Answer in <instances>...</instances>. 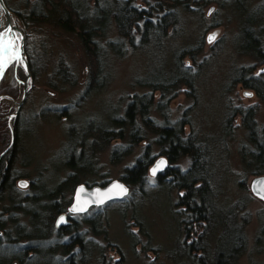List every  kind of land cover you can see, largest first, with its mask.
<instances>
[{
	"label": "rangeland",
	"instance_id": "rangeland-1",
	"mask_svg": "<svg viewBox=\"0 0 264 264\" xmlns=\"http://www.w3.org/2000/svg\"><path fill=\"white\" fill-rule=\"evenodd\" d=\"M244 1V9L238 4L240 0H210L205 6L201 1L190 0L188 6L175 7V27L170 28L162 40L152 39L138 45V37L134 42L136 47L126 44L124 55L107 53L106 82L94 91L88 87L89 58L79 37L51 23L32 24L21 19L18 11L24 9L22 0H6L25 36L28 70L15 61L0 82V156L10 148L15 135L19 153L12 158L11 174L19 175L13 186L21 198H33L37 192L34 184L24 189L18 187L19 179L30 183L36 180L52 189L68 175L76 173L66 163L73 153L78 164H86V171L76 173L77 182L59 198V206L65 205V211L72 204L77 185H104L102 183L121 180L126 168L136 162L149 144L154 164L161 157L167 159L161 155L152 134L118 160L113 159L112 151L121 141L87 147L84 159L79 160L77 155L81 151L84 130L89 125L106 126L111 118L121 116L135 94L150 92L149 88L141 86L177 74L178 51L192 48L195 58L183 54L182 60L195 73L194 93L187 86H181L169 103V118L171 123H186L183 125L185 134L195 132L208 144L214 186L211 202L215 204L211 225L195 222V216L181 202L186 191L162 185L158 181L160 170L154 174L150 167L145 184H128V196L91 208L85 217H77L78 228L73 233L54 232L49 241H39V252L27 263L14 258L6 264H188L184 254H188L189 246L195 245L196 249L189 255L195 254L197 258L208 257L205 249H197L203 247L209 249V254H215L218 249L230 246L234 254L241 245L237 244L240 237L244 245L235 264H264V200L252 191L253 181L264 174H254L255 165H249L251 157L247 152L254 150L255 144L241 116L232 121L228 118L236 110L253 107L256 136L264 138V101L255 89L235 81L243 69V79L253 75L264 82V65L242 50L247 41L242 30L258 6L264 10V0ZM157 3L158 0H134V4L145 11H151ZM259 19L264 27V16ZM213 34L215 39L209 42ZM262 35L264 38V30ZM117 39L119 36L113 29L104 40ZM62 65L71 72L74 82L56 73ZM247 68H252V72ZM246 91L252 92V96L245 95ZM23 96L17 117L10 120L9 117L17 113ZM159 98L157 92L155 103ZM151 116L162 120L156 109ZM19 119L22 130L18 123L15 125ZM14 148L11 147L0 162L5 161ZM168 164L186 170L190 158ZM37 190L41 193L43 187ZM6 206L14 209L6 200L0 210ZM20 220L29 221L25 215H21ZM46 220V216L42 218L43 231L48 226ZM93 221H96L95 229L91 226ZM13 227L10 225L1 231L4 245L10 240L5 236L6 231L9 237L17 236L11 230ZM79 239L86 242L85 250L77 244ZM19 242L26 245L31 241ZM64 242H68L65 245L68 252L57 246ZM52 246L56 248L53 254ZM13 251L18 252L17 248ZM9 256L5 248L0 251V260L5 261Z\"/></svg>",
	"mask_w": 264,
	"mask_h": 264
},
{
	"label": "trees",
	"instance_id": "trees-1",
	"mask_svg": "<svg viewBox=\"0 0 264 264\" xmlns=\"http://www.w3.org/2000/svg\"><path fill=\"white\" fill-rule=\"evenodd\" d=\"M196 1H201L203 6L210 3V0ZM189 2L190 0H158L151 12L137 7L134 0H109L107 4L104 0H22L24 9L18 13L20 12L21 19L32 24L51 23L63 31L76 34L79 37L89 58L88 87H92L91 89L95 91L106 82L105 57L108 52L124 55L127 52L125 50L126 44L136 47L134 42L138 37V45L146 44L152 39L162 40L163 37L167 36L170 28L175 27L177 21L175 7L188 6ZM238 4L244 9L246 2L240 0ZM252 13L250 22L242 30V35L247 40L242 50L264 65V38L262 35L264 27L261 26L259 19L261 15L264 16V10L262 11L261 6H258ZM113 29L117 32L119 39L104 40ZM103 40L106 41V44H103ZM183 54L184 57L188 55L192 59L195 58L192 48L178 51L175 60V67L178 69L177 74L166 77L161 82L141 86L149 88L150 92L135 94L124 108L123 114L111 118L106 126L94 127L89 125L84 130L81 143L83 141V147L86 149L90 146L94 148L96 144L107 146L116 141H121L112 151L113 159L118 160L128 155L135 146L143 143L148 135L152 134L155 137L154 143L161 148V155L166 156L171 164L176 163L181 158L189 157L190 166L188 169L181 170L177 166H171L166 173L159 174L158 181L162 185L176 186L179 190H185L186 193L181 198V202L187 207L186 210L193 214V217L195 216V222L210 223L209 225H211L215 204L211 202L214 199V186L212 184L209 146L195 132L185 134L183 125L186 123L184 124L182 121L171 123L169 118V103L178 95L180 87L187 86L192 93L195 89V73L183 64ZM247 71L252 72V68H247ZM242 72L243 69L241 76L235 81L241 82L247 88L255 89L257 95L264 101L262 78L250 75L249 78L243 79ZM56 73L60 76L64 75L68 81L74 82L73 78L70 77L71 72L66 66H60ZM157 92L160 93V98L155 103ZM155 109L160 113L161 121L151 116L152 110ZM254 113L253 107H250L246 111L236 110L228 118L232 121L234 117L241 116L249 131L250 138L255 144L254 150L247 152L251 157L249 165H255L254 174L262 175L264 174V138L258 139L256 136ZM88 140H90L89 143ZM150 150L149 144L136 162L126 168L122 179L127 184L143 185L147 182L148 171L154 164V156L151 155ZM80 164L77 163V165L72 166L76 173L86 171L85 167ZM7 166L4 161L0 162V205L3 201L8 200L14 209L7 206L1 209L3 213L0 215V231H4L8 226L13 225L11 230L17 236H15L16 238L10 236V238V234L6 231L5 236L8 235L10 239L6 245L3 244L4 236H0V251L5 248L6 251L10 252L7 260H0V264L9 263L14 258L27 263L39 252V241H49L47 239L54 232L60 235L71 232V227L57 230L54 218L57 213L65 211V205L59 206L61 205L59 198L65 189L77 182L74 179L76 173L68 175L52 189H46L39 185V188L43 187L41 196L31 198L29 202L26 200L27 207H21L22 202L13 186L15 177L11 174L12 170H6ZM209 211L211 212L209 213ZM21 215L28 216L29 221L21 222ZM45 216L48 226L43 231L41 225L42 218ZM95 222L91 223L94 229ZM24 239L30 240L34 247L30 250L25 248L19 242ZM239 240L237 244L241 245L234 250V254L229 250L230 246L229 249L226 247L224 250L218 249L215 254H209V249L203 247L197 249H205L208 257L197 258L194 256L195 254L189 255L190 251L192 252L195 248V245H192L186 249L188 254L185 253L184 255L188 264H235L241 247L244 245L242 237ZM78 245L84 250L87 247L86 242L83 245L82 241ZM57 246L62 247L64 252H68L65 244L59 243ZM14 248H17V253H12ZM55 250L54 246L50 249L52 254Z\"/></svg>",
	"mask_w": 264,
	"mask_h": 264
},
{
	"label": "water",
	"instance_id": "water-1",
	"mask_svg": "<svg viewBox=\"0 0 264 264\" xmlns=\"http://www.w3.org/2000/svg\"><path fill=\"white\" fill-rule=\"evenodd\" d=\"M0 8L4 10V12L8 16H14V14L9 9L6 0H0ZM15 18V16H14ZM8 28L17 32L20 35L21 38V50L19 53L18 61L21 62L24 67L28 70V63L26 59V52H25V36L23 35L22 30L18 27L15 22L8 25ZM15 61H4L2 68L3 73L0 74V82L2 81V78L5 74V72L8 70V68L11 66V64ZM246 93H250L252 96V92L246 91ZM25 96H23L22 100L18 103V106L22 104L24 101ZM161 161L164 163L161 164ZM166 159L164 157L159 158L154 165H152L151 172L153 169H156V172L161 171L164 169V165L166 164ZM159 166V167H158ZM252 191L255 196L258 198L264 200V175L257 177L253 183H252ZM130 188L129 185L124 182V180L115 179L112 181H109L108 183L104 185H86V184H80L76 187L73 202L70 205L68 212L72 214L76 213H86L89 211V209L93 206H103L111 201L115 200H121L129 195ZM61 217H63V220H61ZM68 219L65 215H61L57 220V226L58 227H64L68 225Z\"/></svg>",
	"mask_w": 264,
	"mask_h": 264
},
{
	"label": "flooded vegetation",
	"instance_id": "flooded-vegetation-1",
	"mask_svg": "<svg viewBox=\"0 0 264 264\" xmlns=\"http://www.w3.org/2000/svg\"><path fill=\"white\" fill-rule=\"evenodd\" d=\"M20 107L21 106H18L17 107V109H18V111H17V113L12 117V116H10L9 118H10V120H12V118H16L17 117V115H18V112H19V110H20ZM21 119H19V120H17V121H15V125L18 123V126L20 127V129L22 130V124H21V121H20ZM12 133L14 134V132L12 131ZM21 142V141H20ZM17 141H16V138H15V135H13V137H12V140H11V143H10V148L12 147V148H14V150H12V152L8 155V157L5 159V161H7L6 163H5V165H8L7 166V168H6V170H8V171H11L12 170V165H13V163H12V158H13V156H14V158L15 157H17V155H18V153H19V150H17ZM80 144L82 145V147H81V151H80V153L77 155L78 156V159L80 160V158L81 157H83V159L85 158V154L87 153V151L84 149V145H83V141H82V143L80 142ZM14 146V147H13ZM9 148V149H10ZM8 149V150H9ZM8 150L6 151V152H8ZM74 151V150H73ZM5 152V153H6ZM4 153V154H5ZM4 154H1V156H0V159L2 158V156H4ZM74 155H75V153H73V154H71L70 155V157H69V159L71 160V161H69L68 160V162H66L67 163V165L70 167V168H72L73 169V167L72 166H75L76 164H77V158H76V160H75V158H74ZM4 161V162H5ZM166 164L164 165V170H162V172H167V170L168 169H170L171 168V166H170V164H168L170 161H169V159L167 158L166 159ZM156 163V162H155ZM82 164V166H84L85 167V163H81ZM154 165V164H153ZM152 167V166H151ZM161 171H160V174L162 173ZM19 175H17V176H14L15 178L16 177H18ZM15 178H14V181H15ZM14 181H13V183H14ZM17 186L18 187H21V188H25V187H28L30 184L32 185V184H34V189H35V191L37 192L36 194H34V196H33V198H37L38 196H41V193L37 190L38 189V187H39V185L40 186H44L46 189H48L43 183H41V182H37L36 180H34L33 182H28L27 180H24V179H19L18 181H17ZM21 185H24L23 187L21 186ZM80 185V184H79ZM78 186V185H77ZM41 188V187H40ZM75 192V191H74ZM19 197V199L21 200V202H22V206L21 207H23V206H26V205H28L27 204V202H25L27 199L29 200V199H31L32 197H26V196H24L23 198H21L20 196H18ZM73 202V201H72ZM99 208V206H93V207H91V208ZM101 207V206H100ZM90 208V209H91ZM69 209V208H68ZM90 209H89V211L88 212H86V213H76V214H72V213H69L68 212V210L67 211H64V212H60L59 213V215H58V218L61 216V215H65L66 217H67V219H68V225L67 226H64V227H58L57 226V221H56V223H55V228L57 229V230H62L63 228H67V227H71V232L74 230V229H77L78 227H76V219H77V217H79V216H83V217H85V215L87 216V214L90 212ZM1 213H3V210H0V215H1ZM4 215V214H3ZM58 218H57V220H58ZM85 222H87L86 220H85ZM73 233V232H72ZM2 234H3V232H1L0 231V236H2ZM74 238H75V236L73 235V240H74ZM80 241H82V243H83V245H84V241H83V239H79ZM80 241H78L77 242V244H79V242ZM64 244L65 245H68V242L66 243V242H64ZM25 246V248H27V249H32L33 247H34V244L33 243H28V244H26V245H24ZM69 262H71V260H69Z\"/></svg>",
	"mask_w": 264,
	"mask_h": 264
},
{
	"label": "bare ground",
	"instance_id": "bare-ground-1",
	"mask_svg": "<svg viewBox=\"0 0 264 264\" xmlns=\"http://www.w3.org/2000/svg\"><path fill=\"white\" fill-rule=\"evenodd\" d=\"M13 22H15L14 16H8L0 8V66L3 65L4 61H18L19 58L21 50L20 35L8 28V25Z\"/></svg>",
	"mask_w": 264,
	"mask_h": 264
},
{
	"label": "snow or ice",
	"instance_id": "snow-or-ice-1",
	"mask_svg": "<svg viewBox=\"0 0 264 264\" xmlns=\"http://www.w3.org/2000/svg\"><path fill=\"white\" fill-rule=\"evenodd\" d=\"M214 39H215V34H213L212 36L209 37V42H212ZM2 73H3V68H2V66H0V74H2ZM246 95H251V94L250 93H246ZM163 163L164 162L161 161V164H163ZM155 172H156V169H153V173L154 174H155ZM21 186L23 187L24 185H21ZM262 198H264V197H262ZM61 220H63V217H61Z\"/></svg>",
	"mask_w": 264,
	"mask_h": 264
}]
</instances>
